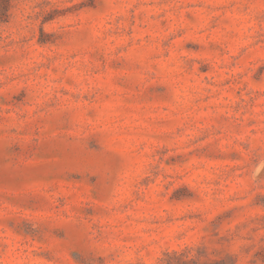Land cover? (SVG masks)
Segmentation results:
<instances>
[{
    "label": "rangeland",
    "instance_id": "obj_1",
    "mask_svg": "<svg viewBox=\"0 0 264 264\" xmlns=\"http://www.w3.org/2000/svg\"><path fill=\"white\" fill-rule=\"evenodd\" d=\"M0 0V264H264V0Z\"/></svg>",
    "mask_w": 264,
    "mask_h": 264
},
{
    "label": "trees",
    "instance_id": "obj_2",
    "mask_svg": "<svg viewBox=\"0 0 264 264\" xmlns=\"http://www.w3.org/2000/svg\"><path fill=\"white\" fill-rule=\"evenodd\" d=\"M8 7H9V0L6 1V5H4V14H7L8 12ZM183 264H196V259H186L184 261H182ZM218 262H215V264H217ZM162 264H173L170 261L164 262Z\"/></svg>",
    "mask_w": 264,
    "mask_h": 264
}]
</instances>
